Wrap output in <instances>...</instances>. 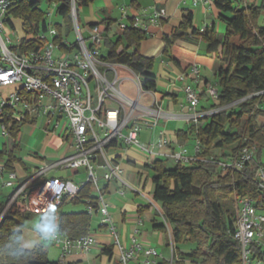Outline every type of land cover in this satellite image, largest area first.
I'll return each mask as SVG.
<instances>
[{
	"label": "trees",
	"instance_id": "obj_1",
	"mask_svg": "<svg viewBox=\"0 0 264 264\" xmlns=\"http://www.w3.org/2000/svg\"><path fill=\"white\" fill-rule=\"evenodd\" d=\"M42 1L15 0L12 5L8 23L14 29L12 19L21 18L25 33V38L20 45L13 47L14 50L38 51L44 45L39 40L27 39L47 30L45 14L39 6ZM62 2L58 11L64 19L67 33H70L73 31L70 0ZM88 4L89 0H76L77 10ZM214 5L227 24L223 37L214 27L192 29L193 16L189 12L184 14L181 25L170 36L164 37L165 53L189 35L201 38L207 44V55L218 59L221 66L215 76L219 96L211 105V109L220 110L211 117L192 123L189 131L183 134L184 139L194 135L199 142L197 160L190 165L168 166L169 162L158 159L151 166L155 185L153 200L160 205V216L165 221L157 227L166 229V225L170 226L175 245L190 242L196 246L189 254L177 250L182 260L161 264H185L184 259L192 260L193 264H245L242 245L233 236L237 200L249 199L264 207V191L257 184L259 171L264 168V0L248 7H234L233 0H214ZM228 13L232 17L224 16ZM115 24L114 21H104L91 27L100 28L105 47L110 51L109 61L126 65L139 77L144 92H154L157 87L152 74L154 59L145 58L139 52L140 43L149 35L132 28L114 35L110 30ZM57 29L60 33L59 25ZM60 42L61 33L57 43L65 51L72 50L73 47ZM11 115L6 111L5 123L15 140L14 149H17L20 126ZM243 144L256 148V158L240 171L224 170L218 163L230 161ZM113 146L115 144H110L107 148ZM3 154L9 158L6 168L13 171L14 152L3 151ZM92 188L88 183L75 204H80L82 198H90ZM92 200L96 206V199ZM196 207L200 209L199 217L194 211ZM4 208L5 204L0 202V215ZM25 215L12 207L3 216L0 222V264H59L48 259L41 244L32 250L22 248L21 229ZM40 223L70 239H77L88 235L91 217L86 212L58 216L55 211L41 216ZM249 252L251 263L264 264V244L250 246Z\"/></svg>",
	"mask_w": 264,
	"mask_h": 264
},
{
	"label": "built area",
	"instance_id": "obj_2",
	"mask_svg": "<svg viewBox=\"0 0 264 264\" xmlns=\"http://www.w3.org/2000/svg\"><path fill=\"white\" fill-rule=\"evenodd\" d=\"M14 2L15 0H0V88L15 85H20V88L8 98L0 97V138L6 140L11 138L5 123L6 111L11 112L12 120L18 127L28 116L53 117L58 111L66 119L71 132L66 141L71 153L52 164L40 167L18 185L15 184L16 174L10 172L4 186L11 188L12 193L5 202L0 222L12 207L26 215L43 216L55 212L65 201L78 200L82 189L91 183L98 193L96 206L102 218V226L110 230L120 251L116 264H129L141 250V245L134 237L129 249L119 242L108 211V203L104 200L99 186L100 172L106 183L113 180L122 181V170L108 158L107 146L110 144H115L113 147L136 148L154 158L155 149L167 147L170 143L161 132L155 144L151 146L143 144L137 121L140 117L150 116L155 120L154 125H157L159 119H168V116L161 112L155 102L150 106L141 104L140 99L144 91L139 77L126 65L109 61L110 51L105 47L98 26L90 27L89 37H84L79 25L76 0H70L73 32L77 37L76 47L72 52L62 50L57 43L59 37L57 29L50 27L37 37V40L44 43L42 49L26 52L14 50V46L10 45L12 27L8 23L9 12ZM199 3V0H193L194 6ZM203 3L211 4L212 1L204 0ZM141 14L127 22L124 13L123 20L116 23L110 31L115 29L122 33L127 28H132L149 35L150 28L160 26L162 20L167 18L163 7L145 9ZM64 37L65 35L61 36L60 43L70 47ZM56 51L61 52L60 55H56ZM119 69L132 73V82L138 91L136 100L121 92L120 86L124 80L119 75ZM193 73L199 74L197 66L193 67ZM184 92L193 111L190 118L193 123L211 117L220 110L211 109L199 113L197 112L199 93L190 86L185 87ZM219 92L217 85H212L207 90L212 100L218 98ZM52 124L53 132L60 127L59 120H54ZM195 146L194 152L186 147H178L172 154L165 156V161L172 162L173 165L191 164L197 160L196 154L200 150L198 141ZM256 153V148L243 144L230 161L218 164L224 170L240 171L246 163L256 158ZM81 168L86 170L87 179L79 184L58 177H49V172L53 169L76 172ZM3 171L4 166H0V172ZM257 184L264 191V168L259 171ZM120 194L124 195V192L121 191ZM87 206L91 213L94 203L90 198L87 199ZM235 221L236 230L233 236L242 245L245 264H261L249 261V248L252 245L264 244V207L257 206L252 200L239 198ZM53 239L61 251V262L75 252L87 253L95 245V239L91 235L70 239L63 234H57ZM155 254L153 249L145 251L147 257Z\"/></svg>",
	"mask_w": 264,
	"mask_h": 264
},
{
	"label": "crops",
	"instance_id": "obj_3",
	"mask_svg": "<svg viewBox=\"0 0 264 264\" xmlns=\"http://www.w3.org/2000/svg\"><path fill=\"white\" fill-rule=\"evenodd\" d=\"M199 1L200 3L194 6L193 0H89L88 5L82 6L78 10L79 25V12H82L85 25L88 28L104 21L118 23L123 20L124 13H126L125 21L131 22L134 16L142 15L143 10L152 7H163L167 13V18L160 26L150 28L149 36L140 43L139 52L145 58L154 59L152 74L155 76L157 84L154 92L150 91L142 94L140 102L146 106H150L155 102L161 112L168 116V119H159L157 125H154V118L145 116L138 118L137 122L140 126V140L143 144L147 146L155 144L160 138L161 132L170 144L167 147L155 149L156 155L153 156L154 158L147 156L136 148L111 147L108 149V158L122 170V181L113 180L110 183H106L102 179V172H100L101 180L99 186L104 200L108 203V211L118 234L119 242L129 249L132 246L134 237L137 243L141 245V250L137 252L135 258L129 264L172 263L174 260H182V257L177 255V250L189 254L191 250L196 248V246L190 245L189 249L184 250V245L190 242L175 245L171 237V227L168 225H166V229L157 227L165 224V221L157 210L160 205L153 200L155 185L151 166L158 159L165 160V156L172 154L178 147H191L194 152L196 137L191 135L187 139L183 138V134L189 131L193 123L190 120L193 111H191L189 102L186 99L185 87L190 86L199 93L200 102L197 112H207L211 109V105L215 103L208 96L207 90L210 86L216 84L215 76L219 68L216 60L218 59L207 55V44L205 41L189 35L187 39L177 41L165 53L164 37L170 36L173 30L181 25L186 12L191 13L193 16L192 29L202 30L214 27L219 36L223 37L225 35L227 24L221 17V11L215 7L214 0H211V4H204V0ZM257 1L260 2V0H233V4L234 7H248ZM50 3L55 4L50 13L61 16L58 10L63 2ZM224 16L232 17L229 13L224 14ZM12 22L14 24L15 20L12 19ZM46 24L48 29L50 25L47 21ZM58 25L61 29V36L65 35L64 40L66 41L67 36L74 32L67 33L64 19L62 24ZM14 29L12 28L10 36L13 34ZM113 30L111 34H119L115 29ZM43 31L41 30L39 33ZM57 31L59 33L58 29ZM39 33L36 36L27 37V39L37 40ZM190 33L191 31H189ZM83 35L86 38L89 37V31ZM22 40L18 41L16 46L20 45ZM75 44L76 41L73 44H69V48L73 47L70 52L75 49ZM130 51L132 52L133 48ZM60 53L58 51L55 52L56 55H60ZM194 66L199 69L198 75L193 73ZM120 70L119 75L124 80L120 86L121 92L136 100L138 91L132 82L133 77L128 78L125 75H132V73L124 69ZM54 120L60 121V127L53 132L52 122ZM70 135L71 132L66 119L56 111L53 117L44 115L28 116L24 123L20 125V135L16 141L17 149H14V139L6 140L0 138V166H4L3 173L0 172V202L5 204L12 193L11 188L4 186L9 179L10 172L16 174L15 184L18 185L27 180L40 167L52 164L68 156L71 153V149L66 141ZM3 151L14 152L16 161L11 165L13 171L8 169V167L6 168L9 158L6 154L1 155ZM81 174H85L87 177V172L84 168L76 172L65 169H53L49 172V177H58L79 184L84 181L81 179ZM121 191L124 192V195L120 194ZM97 195L98 193L92 188L90 199H96ZM87 199H80V204L78 205H83L84 210L79 212H86L91 217L88 235L95 239V245L87 253L75 252L67 256L63 262L59 259L58 263L116 264L120 251L115 244V237L107 227L102 226V218L97 206H94L93 211L89 213ZM67 202L70 201H65L63 205ZM70 203L75 204V201ZM94 217L96 222L93 220ZM52 233L54 235L61 234L57 230H53ZM25 242L22 239V248L32 250L33 247L30 249L24 246ZM40 243V240L36 241L34 248ZM147 249L155 250L156 254L147 257L145 255ZM184 260L185 264H193L190 259Z\"/></svg>",
	"mask_w": 264,
	"mask_h": 264
},
{
	"label": "rangeland",
	"instance_id": "obj_4",
	"mask_svg": "<svg viewBox=\"0 0 264 264\" xmlns=\"http://www.w3.org/2000/svg\"><path fill=\"white\" fill-rule=\"evenodd\" d=\"M17 2L21 1V0H16ZM28 1H33V0H28ZM54 3H50L47 0H43L39 6H40V10L45 14V20L47 21V23L50 25V28L55 29L56 25L58 24H62L63 22V18L61 16H57L56 14L54 15H49L47 13H50L54 7ZM80 14V27L82 29V33L86 34L87 31L89 30L88 27H86L85 25V21H84V14L82 12H79ZM14 32L11 35V40L12 43L10 44L11 46H16L18 44V41H21L22 39H24L25 37V33L23 31V26H22V19L19 18H15L14 19ZM66 41L68 42V44H73L76 41V34L75 33H71L67 36ZM217 63V67L221 66V63L219 60H216ZM121 70L119 69V72ZM127 75L128 78L133 77L132 75L129 74H125ZM123 76V75H122ZM216 85V84H214ZM20 88V85H15V86H11V87H2L0 88V97L2 98H8V96L12 93H14L16 90H18ZM41 120V119H40ZM39 120V121H40ZM191 152H193V150L191 149V147L188 148ZM228 153H230V151H228ZM264 159V158H263ZM168 166H173L172 162L168 163ZM84 173V172H83ZM81 179L82 180H86L87 177L85 174H81ZM86 178V179H85ZM234 199V198H233ZM84 210V206L83 205H76L70 202H67L66 204H64L62 207H60L57 211V215H61L63 213H71V212H79V211H83ZM195 212L198 213V217L200 216V209L199 208H195L194 210ZM41 220V216L39 215H25V219H24V227L21 229L22 231V239H24V242L26 240V242L24 243L25 247H29L30 249L33 247L34 249V245L36 243V241L40 240L41 241V245L44 248V251L47 253L48 255V259L52 262H57L58 260L61 259V251L59 250V248L54 244V234L52 233L53 230L47 229L46 227L41 226L40 223ZM94 222H96V218H93ZM22 239H21V243H22ZM193 246L195 247L194 244L188 243L187 245H184V250L189 249V247ZM192 262V261H190Z\"/></svg>",
	"mask_w": 264,
	"mask_h": 264
}]
</instances>
